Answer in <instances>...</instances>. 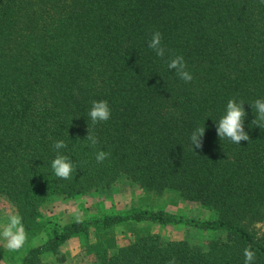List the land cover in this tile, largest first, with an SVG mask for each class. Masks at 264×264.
I'll list each match as a JSON object with an SVG mask.
<instances>
[{
	"label": "trees",
	"instance_id": "1",
	"mask_svg": "<svg viewBox=\"0 0 264 264\" xmlns=\"http://www.w3.org/2000/svg\"><path fill=\"white\" fill-rule=\"evenodd\" d=\"M155 31L163 58L148 47ZM176 55L191 81L167 67ZM233 98L245 102L249 140L239 145L215 129ZM257 98H264L261 0H0V196L25 231L40 230V209L52 196L99 191L125 176L199 203L215 217L197 226L222 235L204 247L137 236L97 247L87 264H264V127L250 107ZM94 100L109 102L108 121L91 122ZM203 125L193 152L189 134ZM57 140L76 165L68 180L50 167ZM99 150L109 153L100 164ZM127 219L182 221L159 211L95 222L106 230ZM86 232L87 224H67L20 264H42Z\"/></svg>",
	"mask_w": 264,
	"mask_h": 264
},
{
	"label": "rangeland",
	"instance_id": "2",
	"mask_svg": "<svg viewBox=\"0 0 264 264\" xmlns=\"http://www.w3.org/2000/svg\"><path fill=\"white\" fill-rule=\"evenodd\" d=\"M159 211L182 221L159 223L127 219L106 230L95 222ZM40 212L42 226L34 234L25 231L26 240L22 248L10 250L0 239V264H20L29 249L46 241L63 226L77 221L87 224L88 232L71 236L57 253L45 255L42 264H87L95 260L97 247L128 244L142 235L156 234L162 241L186 240L202 247L222 236L197 226L196 223L211 221L215 217L199 203L185 200L175 191L156 192L142 188L125 176L99 191L74 197L54 195L42 205ZM13 214H17L14 205L0 196V232L7 218Z\"/></svg>",
	"mask_w": 264,
	"mask_h": 264
},
{
	"label": "clouds",
	"instance_id": "3",
	"mask_svg": "<svg viewBox=\"0 0 264 264\" xmlns=\"http://www.w3.org/2000/svg\"><path fill=\"white\" fill-rule=\"evenodd\" d=\"M261 3H264V0H261ZM148 47L152 49L158 57H165L166 48L162 44V35L159 31L153 32ZM167 67L173 70L184 82H189L193 79L182 55H176L174 58L170 59ZM244 103L245 102L235 98L227 101L224 114L215 121L216 134L220 140L228 139L232 143L238 145L240 141L249 140V136L245 132L243 126L246 116ZM250 107H254L256 110V120L254 123L259 127H264V98H257ZM88 116L93 124L108 121L111 117L109 102L107 100L92 101ZM204 133V125L195 127L191 130L188 140L192 151L202 147ZM87 140L92 146L98 143L97 138L92 134L87 135ZM53 148L56 152L50 164L53 174L61 179H71L77 169L72 156L66 152L68 145L63 140H57L54 142ZM108 156V152L99 150L95 154V160L100 164L103 163ZM0 239L6 242L10 250H18L23 247L26 240V233L22 217L19 214L10 215L7 218L3 231L0 232ZM246 256L249 261L253 259V254L251 252L246 253ZM170 264H175L174 260L170 261Z\"/></svg>",
	"mask_w": 264,
	"mask_h": 264
}]
</instances>
